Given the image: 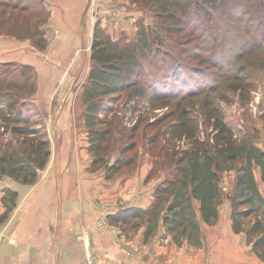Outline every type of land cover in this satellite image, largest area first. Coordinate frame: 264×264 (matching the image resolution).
I'll return each instance as SVG.
<instances>
[{
	"label": "trees",
	"instance_id": "1",
	"mask_svg": "<svg viewBox=\"0 0 264 264\" xmlns=\"http://www.w3.org/2000/svg\"><path fill=\"white\" fill-rule=\"evenodd\" d=\"M192 1L194 9L199 12V7L203 5H210L211 10L220 13L230 11L227 3L231 0ZM2 2L0 0L1 6ZM14 2L12 9H0V24L4 27H1L0 32L18 39H29L34 47L42 50L47 43L41 28L45 22L36 23L32 20L31 23H15L19 15L35 11L26 4L19 6L17 0ZM189 3L188 0H163L159 8L171 11H182L184 8V11L188 9ZM245 8L255 11L248 20L261 19L264 22V0L246 3ZM39 12L35 14L39 16ZM173 14L170 13L172 18ZM143 50L134 44L119 46L110 43L102 34L99 23H95L90 47L91 66L86 82L82 85L81 98L91 167L93 170L103 169L107 179L122 169L133 168L138 160L136 153L128 154L135 147L134 141L123 145L112 158H108L106 152L105 142L116 127L113 120L119 96L125 92L128 100L146 95L150 100H161L163 96L152 83L156 80L162 84L156 73L161 69L159 63L151 59V67H145L140 57ZM157 54L154 52V55ZM35 90L36 72L33 66L0 63V179L9 177L22 184H33L49 161L50 141L43 131L42 122L34 117L36 109L31 96ZM187 112L188 109L180 108L179 103H176L173 114L177 122L173 124L184 137L193 138L191 148L170 153L163 163L158 162V154L155 157L151 155L153 164L160 167L165 165V174L154 186L149 207L142 210L120 206L115 213L106 217L107 221L119 227L123 233L136 230L144 224L145 239L152 236L162 224L165 235L171 236L176 244L186 242L191 246H199V217L206 224H214L219 206L227 199L233 232L243 234L246 244H251L253 252L264 261V196L255 178L257 167L264 183V149L256 145L254 132L233 135L216 107L211 110L214 132L211 138H197ZM109 114L111 118L108 120ZM137 128L132 126L129 129L130 137L134 136ZM154 144V138H149L148 145ZM224 172H233V187L227 194L222 192L220 185ZM151 175L152 169L149 172ZM6 196L7 203L3 201L6 209L1 218L6 217L15 205V192L8 189Z\"/></svg>",
	"mask_w": 264,
	"mask_h": 264
},
{
	"label": "rangeland",
	"instance_id": "2",
	"mask_svg": "<svg viewBox=\"0 0 264 264\" xmlns=\"http://www.w3.org/2000/svg\"><path fill=\"white\" fill-rule=\"evenodd\" d=\"M2 1L0 9L10 10L16 0ZM52 1L54 0H17L19 6L26 4L35 13L39 10L40 12L39 16L35 13H23L16 18L15 23H31L32 20L36 23L48 22L54 10L49 8ZM162 1L81 0L79 18L83 23L82 45L87 46L90 43L86 58L88 71L91 66L92 33L96 22L110 43L119 46L134 44L143 48L140 57L145 67H151L149 61L152 59L161 68L156 73L162 84L156 80L152 82L163 95L161 100H150L148 95L128 100L127 92L119 96L113 120L116 127L105 142L108 158L117 155L123 145L134 141L135 147L128 154L136 153L137 163H151V176L162 178L165 165L156 166L151 157L158 154V162L163 163L170 153H178L192 146L193 138L184 137L174 127L173 123L177 122V117L173 114L176 103H179L180 108L188 109L187 113L192 119L197 138H211L214 133L211 110L216 107L233 135L254 132L256 145L264 148V22L261 19L248 20L255 11L245 8L246 3L254 0L228 1L230 11L223 13L211 10L210 5H203L199 7L200 12L196 11L192 0H188V9L171 11L159 8ZM170 13H174V18ZM2 25L0 24V30L1 27L4 28ZM83 27L86 37L83 36ZM53 34H57V31L53 30ZM12 37L14 36L0 32V57L16 50ZM46 48L47 43L42 50ZM25 49V55H29L28 51H33L29 47ZM154 52L158 54L154 55ZM45 60L50 61L48 57ZM45 64L44 70L39 69L40 76L36 73V90L31 101L36 109L34 117L42 122L50 148L54 151L59 147L58 135L61 131L56 128L55 122L51 133L50 124L59 109L61 112L65 106L69 107L74 123L72 134L81 137L82 141L86 138L81 89L88 72L85 75L84 68H81L82 72L78 69L71 77L61 80L57 78L59 74L51 75L52 72L47 68V63ZM49 64L56 69L58 67L53 63ZM109 118L110 114L107 115L108 120ZM132 126L138 128L134 136L130 137L129 129ZM152 137L155 144L149 146L148 139H153ZM7 178L15 181L3 177L0 184L9 185ZM255 178L260 192L264 195V183L257 167ZM220 185L224 194L230 193L233 172H224ZM227 203L228 200L224 199L221 207H225ZM246 245L253 252L251 244ZM255 256L259 259L256 254Z\"/></svg>",
	"mask_w": 264,
	"mask_h": 264
},
{
	"label": "crops",
	"instance_id": "3",
	"mask_svg": "<svg viewBox=\"0 0 264 264\" xmlns=\"http://www.w3.org/2000/svg\"><path fill=\"white\" fill-rule=\"evenodd\" d=\"M81 5V0L52 1L51 17L41 26L47 48L39 50L29 39L12 37L16 50L1 56L0 63L29 64L37 76L47 63L51 75L57 73L61 80L78 69L82 72L81 68L86 75L90 43L82 45ZM25 47L33 51L25 55ZM73 124L69 107H63L55 124L61 131L59 147L51 149L46 167L33 184L8 178L9 185L0 184V264H87L86 249L96 256V264H264L245 244L243 234L233 232L229 203L219 206L214 224L199 217V246L176 244L165 235L162 224L148 239L144 224L124 233L113 225L107 232L99 231L97 221L107 219L120 206L147 209L159 179L149 176L148 161L105 178L103 169H92L87 136L82 141L72 134ZM8 189L16 194L15 205L1 218Z\"/></svg>",
	"mask_w": 264,
	"mask_h": 264
},
{
	"label": "built area",
	"instance_id": "4",
	"mask_svg": "<svg viewBox=\"0 0 264 264\" xmlns=\"http://www.w3.org/2000/svg\"><path fill=\"white\" fill-rule=\"evenodd\" d=\"M97 228L101 232H107L112 229V225L105 218H100L96 224ZM85 261L87 264H96L97 258L88 249L85 251Z\"/></svg>",
	"mask_w": 264,
	"mask_h": 264
},
{
	"label": "water",
	"instance_id": "5",
	"mask_svg": "<svg viewBox=\"0 0 264 264\" xmlns=\"http://www.w3.org/2000/svg\"><path fill=\"white\" fill-rule=\"evenodd\" d=\"M59 111H60V109H59ZM59 111H58L57 114L54 116V118H53V120H52V122H51V124H50V131H51V133L53 132V127H54V124H55V122H56V120H57V118H58Z\"/></svg>",
	"mask_w": 264,
	"mask_h": 264
}]
</instances>
